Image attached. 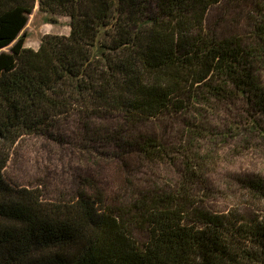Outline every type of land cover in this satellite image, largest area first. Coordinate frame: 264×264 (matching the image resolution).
Listing matches in <instances>:
<instances>
[{"label":"trees","instance_id":"16d2710c","mask_svg":"<svg viewBox=\"0 0 264 264\" xmlns=\"http://www.w3.org/2000/svg\"><path fill=\"white\" fill-rule=\"evenodd\" d=\"M218 2L0 0V264H264V177L239 181L258 204L214 209L193 188L201 154L186 156L180 186L129 203H112L92 177L69 197L45 198L4 176L23 137H54L74 115L108 157L128 146L131 124L239 99L263 115L247 133L264 146V20L252 43L216 37L204 20ZM36 4L70 17V33L46 34L38 49L24 30ZM137 138L143 159L169 153L156 136Z\"/></svg>","mask_w":264,"mask_h":264},{"label":"rangeland","instance_id":"374dc122","mask_svg":"<svg viewBox=\"0 0 264 264\" xmlns=\"http://www.w3.org/2000/svg\"><path fill=\"white\" fill-rule=\"evenodd\" d=\"M257 2L264 10V0H220L205 16L206 31L219 38L239 36L249 43L257 41L255 26L264 20ZM24 30L25 45L38 47L46 34H68L70 17L44 12L36 4ZM261 71L264 79V67ZM231 100L214 101L211 107L195 104L191 111L168 112L131 124L128 146L123 150L111 148L112 156L108 157L98 152V143L90 141L89 133H85V117L74 115L62 123L54 137H23L13 150L4 176L12 184L39 186L45 198L69 197L84 177H92L112 203H129L144 190L180 186L186 156L195 153L204 157L202 168L195 169L199 178L193 185L199 199L217 210L253 205L258 200L239 181L246 176L264 177V146L247 133L249 118L256 115L262 119L263 115L255 114L239 99ZM94 120L102 122L100 118ZM191 129L193 138L189 136ZM141 134L156 136L168 147L165 158L143 159L135 145ZM133 233L139 242L147 240L145 229L138 227Z\"/></svg>","mask_w":264,"mask_h":264},{"label":"crops","instance_id":"0c3cea01","mask_svg":"<svg viewBox=\"0 0 264 264\" xmlns=\"http://www.w3.org/2000/svg\"><path fill=\"white\" fill-rule=\"evenodd\" d=\"M69 33H70V32H69ZM69 33H68V34H69ZM66 35H67V34H66ZM40 44H41V43H40ZM40 44H39V46H40ZM39 46H38V47H32V48H34V49H38V48H39Z\"/></svg>","mask_w":264,"mask_h":264}]
</instances>
